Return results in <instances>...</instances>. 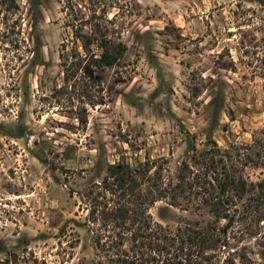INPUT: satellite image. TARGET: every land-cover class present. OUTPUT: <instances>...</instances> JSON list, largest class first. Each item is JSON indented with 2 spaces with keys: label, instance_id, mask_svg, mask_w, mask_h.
<instances>
[{
  "label": "rangeland",
  "instance_id": "obj_1",
  "mask_svg": "<svg viewBox=\"0 0 264 264\" xmlns=\"http://www.w3.org/2000/svg\"><path fill=\"white\" fill-rule=\"evenodd\" d=\"M86 41L118 59L66 83L62 56ZM262 129L264 0H0V264H98L83 195L108 166L164 159L175 181L194 147L249 146ZM245 201L230 221L167 200L149 215L172 234L226 230L228 264H264Z\"/></svg>",
  "mask_w": 264,
  "mask_h": 264
},
{
  "label": "trees",
  "instance_id": "obj_2",
  "mask_svg": "<svg viewBox=\"0 0 264 264\" xmlns=\"http://www.w3.org/2000/svg\"><path fill=\"white\" fill-rule=\"evenodd\" d=\"M85 45V55L76 54L79 58L70 66L69 56H62L66 83L82 67L83 74L91 76L93 69L112 66L120 53L101 48L102 54L96 56L86 48L87 41ZM93 91L99 98L86 89L88 105H102V90ZM210 144L200 152L193 148L191 156L181 163L175 181H165L168 162L164 159L147 161L137 169L108 166L102 183L83 195L88 215L81 227L91 237L95 256L101 260L98 264H210L208 253H223L225 249L223 264L229 263L226 230L208 227L193 235L180 231L172 234L149 215L151 206L167 200L172 207L204 211L219 222L230 221L234 219L230 215L236 214L238 204L246 199L240 205L245 207L243 213L258 226L264 223V178L254 184L242 176L248 166L264 167V129L254 133L249 146L230 144L222 150L214 142Z\"/></svg>",
  "mask_w": 264,
  "mask_h": 264
}]
</instances>
